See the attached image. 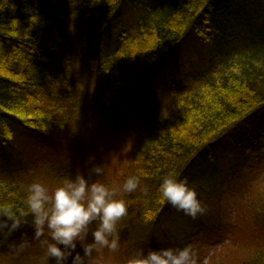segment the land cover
Returning <instances> with one entry per match:
<instances>
[{
	"label": "trees",
	"instance_id": "16d2710c",
	"mask_svg": "<svg viewBox=\"0 0 264 264\" xmlns=\"http://www.w3.org/2000/svg\"><path fill=\"white\" fill-rule=\"evenodd\" d=\"M134 1L0 0V146L13 152L22 131L38 133L79 157L82 164L81 153L91 154L92 149L77 152L71 135L77 128V94L86 75L93 79L92 92L85 96L87 106L94 110L110 104L116 109L118 98H126L123 103L135 102L143 93L149 97L157 91L160 105L167 85L161 81L154 89L152 77L157 69H164L170 48L196 36L209 52L212 66H223L222 73L215 79L199 74L192 80L193 87L184 89V94H201L196 100L185 106L177 103L179 110H171L163 120L146 118L142 131L147 132L143 137L140 134V145L129 164L135 173L141 162L145 173L141 167L138 177L156 180V189L152 194L150 187L143 197L135 194L141 193L139 190L127 194L128 214L119 225L120 241L134 237V250L183 247L182 236L189 241L179 229L183 219L175 218L178 211L162 201L158 192L163 176L173 173L187 178L197 190L203 180L217 199L219 194L230 199L237 192L236 180L249 166L261 163L264 171V137L249 145L239 142L236 156H242L236 160L235 154L228 155L226 161L220 159L215 148L221 137L229 135L226 131L264 110V0H251L258 3V8L252 6L251 15L245 6L234 12L232 0H154L153 8H143L145 14L129 29L119 31L115 46L104 51L102 42L115 29L112 20ZM217 6L215 20L210 13ZM148 9L152 13L146 14ZM206 81L208 89L203 94L201 83ZM160 112L167 110L160 108L156 114ZM110 117L107 113L106 119ZM63 142L67 145L61 147ZM16 158L15 166H0V204L9 203L20 214L29 184L44 181L42 176L49 171L54 178L55 173L68 178L53 162L35 170L31 163L30 168L25 165L23 158L28 157L22 158L19 150ZM259 184L256 196L247 201L256 237L264 231V175ZM149 194V202L142 203ZM201 199L209 210L208 196L203 194ZM22 227L33 232L30 215ZM171 230L176 231V237ZM164 235L169 242L158 238ZM262 248L253 249L249 258L236 264H264ZM36 254L44 260L43 252ZM2 260L27 264L32 259L3 253L0 264Z\"/></svg>",
	"mask_w": 264,
	"mask_h": 264
},
{
	"label": "rangeland",
	"instance_id": "374dc122",
	"mask_svg": "<svg viewBox=\"0 0 264 264\" xmlns=\"http://www.w3.org/2000/svg\"><path fill=\"white\" fill-rule=\"evenodd\" d=\"M153 3L154 0H135L132 5L122 7L112 20V25L115 29L106 35L107 39L102 42L103 50L109 51L112 49L116 44L118 32L129 29L141 15L145 14L143 8H153ZM232 4L236 13L238 10L243 9V6L249 10L250 15L252 6L258 8V3H252L251 0H232ZM217 9L218 6L210 13V16L214 17L215 20L217 18V13H215ZM151 11L152 9H148L146 14L152 13ZM167 52L164 60V69H157L152 77L154 89L157 88V85H160L159 82L161 81L164 82V85H167L166 98L160 102V105L158 104L160 91H157L149 97L143 93L139 101L135 102L123 103L127 99L124 97L118 98L116 109L113 104H110L108 107L103 105L100 109L94 110L87 106L88 102L85 95L92 92L93 79L86 75L83 81L84 84L81 82L79 86L80 92L77 94V100L80 106H77L78 113L76 112L77 128L71 135L77 152L81 153L84 150L92 149L91 154L81 153L82 164L78 163L79 157L77 159L76 155L67 154L64 150L56 147L48 136H42L38 133L29 135L26 131H22V135H19L20 141L13 152L0 146V166L6 168L15 166L18 163L16 154L19 150L22 158L24 155L28 157L27 159L23 158L28 168H30L31 163L34 165L32 169L43 170L48 162H53L54 167L59 169V172L68 179L82 173L89 178L90 182L100 181L109 187L122 185L128 176H139L141 167H143V173H145V166H142L141 162L136 166L135 173L131 172L129 164L131 155L136 151L135 149L140 145L141 138L147 132L143 133L139 125L136 124L142 121L149 111L153 112L149 113L150 118L153 120H163L165 116L169 115L168 113L172 112L171 110H179L175 108L177 103L181 102L184 106L189 105L197 99L198 95H201L197 94L195 96L191 91L184 94V89L193 87L194 81L192 80L203 73H207V77L215 79L220 76L223 69V66L215 63L212 66L209 52L201 47L199 38L194 35L189 37L180 47H175L172 50L170 48ZM208 81L201 83L203 84L201 89L203 94L208 89ZM183 83L184 85L181 87ZM202 97L204 98V96ZM160 108H165L167 112L156 114ZM107 113H109V116L111 115L110 120L106 119ZM113 116L116 117L113 118ZM147 123L148 121L144 123L143 129H146ZM120 124L121 126H119ZM237 126L226 131L230 132L229 135L221 137L219 140L223 139L221 140L222 142L220 141L215 146V148L217 147L216 154L222 160L226 161L227 156L233 154H235L234 160L240 158L242 155L236 156V153L239 152L238 146L241 143L249 145L256 142L257 139H263L264 110ZM64 144L66 143L63 142L60 146L64 147ZM90 157H94V160L90 161ZM244 159L246 158L244 157ZM92 163L103 164L105 172L102 176L89 174ZM128 173L130 174L128 175ZM263 175L264 171L261 163H253L245 170V174L236 180L235 187L237 192L230 199L227 195L219 193L220 197L217 199L215 191H210L204 185L203 180H199V190L195 188L198 198L201 199L203 194L208 196L207 205L210 209L195 219L180 211L174 214L176 219H183V224L181 223L183 228L179 226V229H183V232L188 235L189 241L187 242L183 236L182 241L186 243L185 245H191L197 252L198 264H236L245 258H249L250 251L253 249H261V247L264 249V231L258 232V237L255 236L257 232H254L255 229L252 225V218L247 204V201L256 196ZM54 176L57 179L51 175L50 171L48 175L42 176L44 180L42 182L49 186L50 189L59 186L65 180L57 173ZM155 181L149 182L144 177L141 179V185H147L148 188L152 187L153 194L156 189ZM135 194H140L141 197L144 196V194L138 192ZM152 194H149L142 203L149 202ZM126 197L127 194L123 198L126 200ZM202 203L205 205L203 201ZM143 220L144 218L142 222ZM170 223L171 221L166 222L168 228ZM155 224H159V222ZM172 233L176 237V231H172ZM32 235L33 232L30 233L29 228L21 227L11 237L0 241V256H3V253L8 256L16 255L13 251L14 246L19 244L23 237H26L32 246L20 254L21 257L24 260L27 258L32 259L29 263L26 262L27 264H45V261H40L36 254L43 251L39 244L32 240ZM158 238L169 242L165 235ZM133 239H122L119 251L116 253H112L107 249L97 251L89 264H128L129 259L138 251V249L134 250L131 247ZM2 264H6V260H2Z\"/></svg>",
	"mask_w": 264,
	"mask_h": 264
},
{
	"label": "clouds",
	"instance_id": "9594fccd",
	"mask_svg": "<svg viewBox=\"0 0 264 264\" xmlns=\"http://www.w3.org/2000/svg\"><path fill=\"white\" fill-rule=\"evenodd\" d=\"M89 160L93 161L94 157ZM104 172L103 164L92 163L89 169V174L94 176H102ZM138 190L144 195L149 192L136 175L128 176L118 187L90 182L82 173L52 189L42 181H34L27 186L23 212L17 214L9 203L0 204V241L19 231L30 215L32 240L42 249L45 264H89L99 250L119 251V225L128 214L123 197ZM158 192L162 201L193 219L206 212V206L187 178L169 173L163 176ZM31 246L23 237L13 251L19 255ZM128 264H198V255L191 245L142 248Z\"/></svg>",
	"mask_w": 264,
	"mask_h": 264
}]
</instances>
